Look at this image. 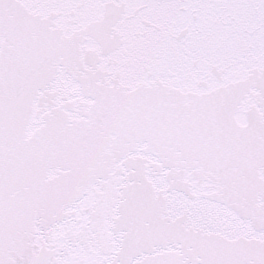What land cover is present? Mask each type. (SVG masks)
<instances>
[{
    "label": "snow or ice",
    "instance_id": "6c2138e0",
    "mask_svg": "<svg viewBox=\"0 0 264 264\" xmlns=\"http://www.w3.org/2000/svg\"><path fill=\"white\" fill-rule=\"evenodd\" d=\"M0 264H264V0H0Z\"/></svg>",
    "mask_w": 264,
    "mask_h": 264
}]
</instances>
